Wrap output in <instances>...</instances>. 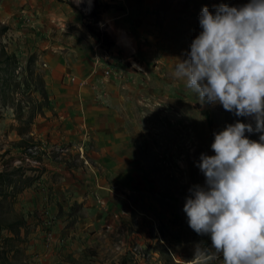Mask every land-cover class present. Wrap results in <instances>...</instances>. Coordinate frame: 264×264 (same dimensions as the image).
Wrapping results in <instances>:
<instances>
[{"label":"rangeland","instance_id":"obj_1","mask_svg":"<svg viewBox=\"0 0 264 264\" xmlns=\"http://www.w3.org/2000/svg\"><path fill=\"white\" fill-rule=\"evenodd\" d=\"M99 1L112 5L100 24L115 41L107 53L84 20L94 0L90 8L89 0H0V264H221L182 209L189 187L204 183L199 155H213V133L238 118L200 104L174 67L200 30L203 6L247 0ZM87 45L104 75L125 79L121 109L140 139L120 152L124 164L107 183L92 137L88 147H53L38 146L36 134L48 133L66 100L46 81L55 58L87 94L70 58L87 64L71 49ZM198 243L208 255L194 254Z\"/></svg>","mask_w":264,"mask_h":264},{"label":"clouds","instance_id":"obj_2","mask_svg":"<svg viewBox=\"0 0 264 264\" xmlns=\"http://www.w3.org/2000/svg\"><path fill=\"white\" fill-rule=\"evenodd\" d=\"M198 25L174 75L200 104L238 119L213 133V155H199L204 183L189 187L182 210L188 226L210 238L213 259L264 264V0L203 6ZM201 245L197 257L209 254Z\"/></svg>","mask_w":264,"mask_h":264},{"label":"crops","instance_id":"obj_3","mask_svg":"<svg viewBox=\"0 0 264 264\" xmlns=\"http://www.w3.org/2000/svg\"><path fill=\"white\" fill-rule=\"evenodd\" d=\"M71 49L77 50L80 57V53L86 57L87 64L83 62L82 57L79 60L70 56L75 63L74 71L77 78L87 81V89L85 88L87 94L83 91L84 88L76 89L77 93L74 94L76 90L66 76L70 64L63 58H55L52 63L54 66L46 70L48 74L46 81L53 91L66 100L59 103V113L49 121L48 133H36L41 138L38 146L47 144L53 147H88L87 138L92 137L97 142L96 147H99V161L103 164L107 183V179L117 178L118 166L124 162L120 152L123 153L125 148L140 147L139 135L132 129L135 121L127 115L123 117L125 113L121 109L123 104H127V101H123L121 93L122 80L125 79L118 80L112 77L113 75H104L99 67L101 63L97 54L91 52L88 45L87 51L83 46L81 48L74 46ZM85 67L87 70H84ZM74 97L75 100L72 101ZM81 97H87V100ZM132 158L135 162L136 158ZM133 173L132 169H128V175ZM108 190L101 191L100 197L103 200L111 198Z\"/></svg>","mask_w":264,"mask_h":264},{"label":"trees","instance_id":"obj_4","mask_svg":"<svg viewBox=\"0 0 264 264\" xmlns=\"http://www.w3.org/2000/svg\"><path fill=\"white\" fill-rule=\"evenodd\" d=\"M111 9L112 5L94 0L92 11L84 17L90 36L97 40L100 49L106 53L115 46V41L107 31L100 29V24Z\"/></svg>","mask_w":264,"mask_h":264},{"label":"bare ground","instance_id":"obj_5","mask_svg":"<svg viewBox=\"0 0 264 264\" xmlns=\"http://www.w3.org/2000/svg\"><path fill=\"white\" fill-rule=\"evenodd\" d=\"M92 5V4H91ZM88 6H89V3H88Z\"/></svg>","mask_w":264,"mask_h":264}]
</instances>
